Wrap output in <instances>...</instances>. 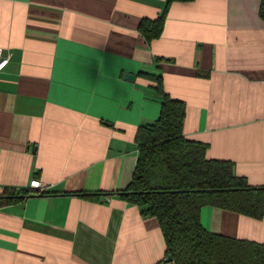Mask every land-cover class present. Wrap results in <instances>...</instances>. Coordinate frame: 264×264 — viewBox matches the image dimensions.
I'll use <instances>...</instances> for the list:
<instances>
[{
  "label": "crops",
  "instance_id": "crops-1",
  "mask_svg": "<svg viewBox=\"0 0 264 264\" xmlns=\"http://www.w3.org/2000/svg\"><path fill=\"white\" fill-rule=\"evenodd\" d=\"M168 0H0V264H174L156 218L119 198L130 185L136 133L160 115L141 76H161L184 103V137L206 158L264 186V22L260 0L171 4L161 36L143 20ZM133 76L132 80L125 75ZM70 194V195H66ZM210 233L264 245L261 220L204 206Z\"/></svg>",
  "mask_w": 264,
  "mask_h": 264
},
{
  "label": "trees",
  "instance_id": "trees-1",
  "mask_svg": "<svg viewBox=\"0 0 264 264\" xmlns=\"http://www.w3.org/2000/svg\"><path fill=\"white\" fill-rule=\"evenodd\" d=\"M193 1L168 0L158 19L142 21L140 33L148 42L159 38L171 4ZM259 16L264 22V0H260ZM141 76L155 85L161 107L159 118L139 127L136 133L139 155L130 185L116 194L71 195L89 200L118 195L139 207L143 216L156 218L164 235L166 255L174 264H264V245L207 232L200 223L204 206L263 219L264 186L249 185L245 178L236 176L229 162L207 160V146L184 137V103L166 94L161 76ZM34 195L38 194L8 190L0 196V202L14 204Z\"/></svg>",
  "mask_w": 264,
  "mask_h": 264
},
{
  "label": "built area",
  "instance_id": "built-area-1",
  "mask_svg": "<svg viewBox=\"0 0 264 264\" xmlns=\"http://www.w3.org/2000/svg\"><path fill=\"white\" fill-rule=\"evenodd\" d=\"M2 54V50L0 49V56ZM9 61V57H2V60L0 62V71L6 66V64ZM48 190V185L40 182L38 180H32L29 184L28 191L36 194H43L46 193Z\"/></svg>",
  "mask_w": 264,
  "mask_h": 264
},
{
  "label": "water",
  "instance_id": "water-1",
  "mask_svg": "<svg viewBox=\"0 0 264 264\" xmlns=\"http://www.w3.org/2000/svg\"><path fill=\"white\" fill-rule=\"evenodd\" d=\"M125 79L132 80V79H133V76L130 75V74H126V75H125ZM171 261H172V258H171V257H168V258H167V262H171Z\"/></svg>",
  "mask_w": 264,
  "mask_h": 264
},
{
  "label": "bare ground",
  "instance_id": "bare-ground-1",
  "mask_svg": "<svg viewBox=\"0 0 264 264\" xmlns=\"http://www.w3.org/2000/svg\"><path fill=\"white\" fill-rule=\"evenodd\" d=\"M49 188V187H48Z\"/></svg>",
  "mask_w": 264,
  "mask_h": 264
}]
</instances>
